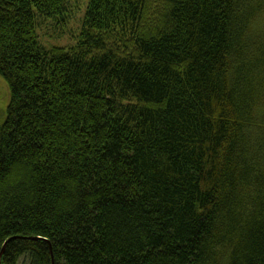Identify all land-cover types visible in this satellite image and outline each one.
Masks as SVG:
<instances>
[{"label": "trees", "instance_id": "trees-1", "mask_svg": "<svg viewBox=\"0 0 264 264\" xmlns=\"http://www.w3.org/2000/svg\"><path fill=\"white\" fill-rule=\"evenodd\" d=\"M0 76V264H264V0H0Z\"/></svg>", "mask_w": 264, "mask_h": 264}, {"label": "rangeland", "instance_id": "rangeland-1", "mask_svg": "<svg viewBox=\"0 0 264 264\" xmlns=\"http://www.w3.org/2000/svg\"><path fill=\"white\" fill-rule=\"evenodd\" d=\"M80 12H77L75 16L66 23L65 26L56 27L53 23L47 24L50 20H45L39 26V38L45 44H66L72 41V35L78 31L80 26L79 16ZM45 24V26H44ZM43 26V27H42ZM42 27V29H40ZM48 41V42H47ZM8 101V89L5 81L0 76V114L6 112V105Z\"/></svg>", "mask_w": 264, "mask_h": 264}, {"label": "water", "instance_id": "water-1", "mask_svg": "<svg viewBox=\"0 0 264 264\" xmlns=\"http://www.w3.org/2000/svg\"><path fill=\"white\" fill-rule=\"evenodd\" d=\"M3 249H4V245L2 246V249L0 251V257H1V254H2Z\"/></svg>", "mask_w": 264, "mask_h": 264}]
</instances>
